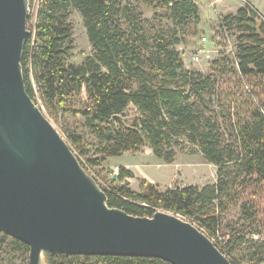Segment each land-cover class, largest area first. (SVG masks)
<instances>
[{"label":"trees","instance_id":"16d2710c","mask_svg":"<svg viewBox=\"0 0 264 264\" xmlns=\"http://www.w3.org/2000/svg\"><path fill=\"white\" fill-rule=\"evenodd\" d=\"M29 1L37 10L35 23L28 20L22 59L27 92L60 125L88 172L145 148L169 165L188 149L217 169L213 185L161 190L142 180L137 193L125 181L134 174L121 167L109 186L101 185L108 205L137 217L158 211L180 215L233 264H264V17L246 5L220 23L235 37L239 82L230 90L228 66L220 75L190 69L178 50L183 35L201 20L194 0ZM142 6L163 13L157 11L153 22ZM72 10L80 13L93 49L81 64L69 63L75 48ZM165 20L172 25H162ZM82 95L87 101L76 106ZM69 113L79 117L85 133L61 123ZM237 208L239 215L228 218ZM29 251L0 235V264L13 258L26 264ZM47 259L49 264H169L50 253Z\"/></svg>","mask_w":264,"mask_h":264},{"label":"water","instance_id":"95a60500","mask_svg":"<svg viewBox=\"0 0 264 264\" xmlns=\"http://www.w3.org/2000/svg\"><path fill=\"white\" fill-rule=\"evenodd\" d=\"M29 0H0V235L45 254L233 264L187 219L158 211L137 217L108 205L97 179L27 92L23 52Z\"/></svg>","mask_w":264,"mask_h":264},{"label":"rangeland","instance_id":"374dc122","mask_svg":"<svg viewBox=\"0 0 264 264\" xmlns=\"http://www.w3.org/2000/svg\"><path fill=\"white\" fill-rule=\"evenodd\" d=\"M194 1L200 8L201 20L198 24V28H195V24H192L190 29L183 35L185 42L178 47V50L182 53V58L185 61L186 67L190 69L201 71L206 74L214 69L216 73L220 75L222 74V68L228 66L229 71L225 74V79L227 80L226 86L230 90H233L239 82V77L236 74L238 67L233 63L235 37L224 33L221 29L220 23L224 17L236 14L238 9L246 5L252 6L261 16L264 17V0ZM29 8L30 23L34 24L37 3L35 2L34 6ZM142 10L145 17L151 19L153 22H156L154 14H156L157 11L163 13L161 9L156 11L147 8L146 6H142ZM70 21L74 28L73 38L75 48L72 52V57L69 59V63L81 64L85 59L93 55V49L89 42L83 19L78 11L72 10ZM161 24H167L168 26L172 25L168 20H165ZM203 38H206L207 40L203 41ZM200 44L205 45V47L210 50L211 57L207 58L201 56L199 61L192 62V57L197 52ZM86 101V96L82 95L81 98L76 101V106ZM38 102V104H40V99H38ZM51 121L68 141L67 136L60 129V125L55 123L53 119H51ZM61 123L67 128H79L82 133H85V130L79 121V117H75L72 113L64 116V118L62 116ZM83 161H85V159H83ZM121 167H125L128 171H131L134 174L133 178H126L125 181L129 183L130 189L137 193L142 191V180L159 186L161 190L187 186H198L202 188L207 185H213L217 181L216 167L209 164L198 152L192 154L188 149L178 152L175 162L170 165L157 159L150 149L145 148L138 153H126L120 157L110 158L101 168L91 169L89 172L97 179L100 185L106 187L110 185L115 173H118ZM262 205L264 206V201L262 202ZM239 213V208L234 209L228 215V218H235ZM10 257L12 258L13 255ZM45 259L48 262L47 253L45 254ZM6 264L25 263L22 258H13L11 261L8 260ZM26 264H28V261Z\"/></svg>","mask_w":264,"mask_h":264},{"label":"built area","instance_id":"2783aa9c","mask_svg":"<svg viewBox=\"0 0 264 264\" xmlns=\"http://www.w3.org/2000/svg\"><path fill=\"white\" fill-rule=\"evenodd\" d=\"M203 39H204L203 41H206V40H207L206 38H203ZM198 47H199V48H198L197 52H196L195 55L192 57V62H197V61H199L201 56H205V57H207V58H210V57H211L210 50L207 49V48L205 47V45H201V44H200ZM201 59H202V58H201ZM116 175H118V173H115L114 178L116 177Z\"/></svg>","mask_w":264,"mask_h":264},{"label":"crops","instance_id":"0c3cea01","mask_svg":"<svg viewBox=\"0 0 264 264\" xmlns=\"http://www.w3.org/2000/svg\"><path fill=\"white\" fill-rule=\"evenodd\" d=\"M238 10H239V9H238ZM238 10H237V11H238ZM236 13H237V12H236Z\"/></svg>","mask_w":264,"mask_h":264}]
</instances>
